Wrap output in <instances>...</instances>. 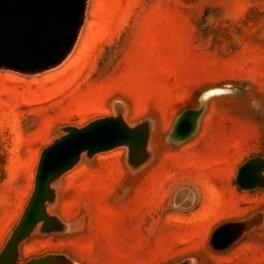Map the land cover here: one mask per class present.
<instances>
[{
  "label": "rangeland",
  "instance_id": "obj_1",
  "mask_svg": "<svg viewBox=\"0 0 264 264\" xmlns=\"http://www.w3.org/2000/svg\"><path fill=\"white\" fill-rule=\"evenodd\" d=\"M190 110L202 114L179 150L169 135ZM102 119L145 129V160L127 146L82 153L12 264H264V170L262 186L235 183L244 163H264V0H85L60 63L0 68V258L43 151ZM176 164L193 185L175 187ZM217 223L235 231L222 250Z\"/></svg>",
  "mask_w": 264,
  "mask_h": 264
},
{
  "label": "water",
  "instance_id": "obj_2",
  "mask_svg": "<svg viewBox=\"0 0 264 264\" xmlns=\"http://www.w3.org/2000/svg\"><path fill=\"white\" fill-rule=\"evenodd\" d=\"M85 0H0V68L20 72L42 71L60 63L77 37ZM202 110H190L175 120L169 140L180 144L190 139ZM147 132L131 130L120 119H102L68 133L46 148L40 158L35 188L0 264H12L15 246L40 222L51 219L44 212L50 200V183L73 167L84 152L89 155L127 146L131 163L146 158ZM264 163L249 160L238 170L237 187L244 191L263 185ZM235 237L234 226L223 224L211 234L216 250L228 247ZM42 264V263H41Z\"/></svg>",
  "mask_w": 264,
  "mask_h": 264
},
{
  "label": "crops",
  "instance_id": "obj_3",
  "mask_svg": "<svg viewBox=\"0 0 264 264\" xmlns=\"http://www.w3.org/2000/svg\"><path fill=\"white\" fill-rule=\"evenodd\" d=\"M185 148H188V142H184V144H182V147H180L179 150H183ZM175 171L178 174L177 176V180H176V184L175 187L179 188V187H183L186 186L188 187V185H193L191 184L192 182L188 181V176H186V172H188V170H186V168H183L181 165L176 164L175 165ZM204 197V192L200 189V198L203 200ZM221 223H217L214 225V227H218L220 226Z\"/></svg>",
  "mask_w": 264,
  "mask_h": 264
}]
</instances>
